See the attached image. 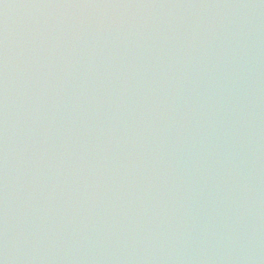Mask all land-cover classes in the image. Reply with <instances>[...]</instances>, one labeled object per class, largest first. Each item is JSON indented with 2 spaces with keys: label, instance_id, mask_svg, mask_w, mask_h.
<instances>
[{
  "label": "water",
  "instance_id": "95a60500",
  "mask_svg": "<svg viewBox=\"0 0 264 264\" xmlns=\"http://www.w3.org/2000/svg\"><path fill=\"white\" fill-rule=\"evenodd\" d=\"M3 264H264V0H0Z\"/></svg>",
  "mask_w": 264,
  "mask_h": 264
},
{
  "label": "clouds",
  "instance_id": "9594fccd",
  "mask_svg": "<svg viewBox=\"0 0 264 264\" xmlns=\"http://www.w3.org/2000/svg\"><path fill=\"white\" fill-rule=\"evenodd\" d=\"M0 264H3V261H0Z\"/></svg>",
  "mask_w": 264,
  "mask_h": 264
}]
</instances>
